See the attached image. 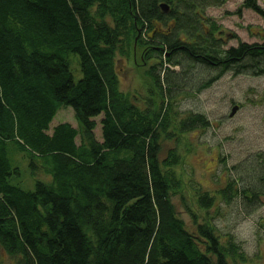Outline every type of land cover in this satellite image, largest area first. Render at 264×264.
<instances>
[{"label": "trees", "instance_id": "16d2710c", "mask_svg": "<svg viewBox=\"0 0 264 264\" xmlns=\"http://www.w3.org/2000/svg\"><path fill=\"white\" fill-rule=\"evenodd\" d=\"M226 1L0 0V264L3 252L18 264L247 263L213 223L209 190L198 187L205 218L192 212L188 226L173 201L183 155L176 146L162 155L164 141L179 144L210 124L201 112L179 116L172 92L194 88L191 68L202 65L197 77L217 71L198 90L227 70L264 73V35L224 47L223 29L206 14ZM242 6L264 17L258 0ZM136 45L150 78L142 105L121 88L118 69V52L128 57ZM63 106L77 127L51 126ZM12 146L33 175L43 166L50 179L36 177L33 189L14 183L21 169ZM249 170L243 187L237 176L219 190L226 201L243 194L253 203L264 193V167Z\"/></svg>", "mask_w": 264, "mask_h": 264}, {"label": "rangeland", "instance_id": "374dc122", "mask_svg": "<svg viewBox=\"0 0 264 264\" xmlns=\"http://www.w3.org/2000/svg\"><path fill=\"white\" fill-rule=\"evenodd\" d=\"M242 2L227 0L222 5L206 9V14L216 19L223 29L222 35L227 40L224 47L237 45L242 40L263 41L264 17L253 8L242 6ZM258 2L264 7V0ZM142 49L136 45L128 57L120 52L117 54L121 88L131 99L140 97L141 105L151 93L147 66L140 61ZM73 57L78 58L77 55ZM182 67L174 68L178 71ZM201 67L196 65L190 70L194 88L188 86L180 91L173 89L172 92L177 108L181 110L179 116H185L189 111L201 112L210 121L209 125L194 128L185 136L182 135L179 144L175 139L163 142V156L169 148L176 146L184 158L177 165L183 184L173 194V201L188 226L194 228L192 212L197 213L199 221L205 218L204 211L196 203L197 189L209 190L217 198L209 210L213 223L220 232L231 234L240 244L241 250L249 258L246 264H264V193H259L256 201L251 203L243 194L226 201L219 191L229 179L237 176H240L243 187L253 177L249 167L256 164L264 167V73L227 70L210 85L198 90L196 87L202 81L217 75V71L207 74L202 72L197 77L195 73ZM74 74L76 80L82 76L79 65ZM235 104L239 106L230 115ZM182 111L185 112L182 114ZM101 116L96 117L98 124L95 128L96 137L100 140ZM60 121L78 126L71 106L61 107L51 126ZM10 156L21 169L20 175L12 177L14 183L33 189L36 177L50 179L43 166L33 175L27 157L13 146ZM2 256V264H18L6 252Z\"/></svg>", "mask_w": 264, "mask_h": 264}, {"label": "water", "instance_id": "95a60500", "mask_svg": "<svg viewBox=\"0 0 264 264\" xmlns=\"http://www.w3.org/2000/svg\"><path fill=\"white\" fill-rule=\"evenodd\" d=\"M160 6H161L164 10H166V11L170 8V4H169L168 2H166V1H162V2L160 3ZM238 106H239V104H235V105L232 107V110H231V112H230V115H233V114L236 112Z\"/></svg>", "mask_w": 264, "mask_h": 264}]
</instances>
